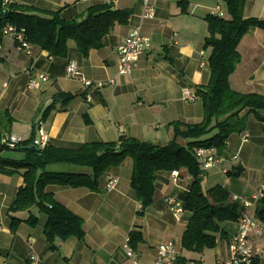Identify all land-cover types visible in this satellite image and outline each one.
Segmentation results:
<instances>
[{
  "label": "crops",
  "instance_id": "0c3cea01",
  "mask_svg": "<svg viewBox=\"0 0 264 264\" xmlns=\"http://www.w3.org/2000/svg\"><path fill=\"white\" fill-rule=\"evenodd\" d=\"M188 2V13L183 14L177 0H152L156 17L142 20V0H112L108 4L112 9L130 11L132 15L127 25H116L105 37L103 47L91 51L87 58L80 54L73 41L68 43L66 57L54 58L37 47H32L31 55H27L18 51L11 39L2 38L0 114L8 113L13 120L8 131L2 127V138L16 134L34 142L39 139L37 124L41 123L48 145L60 149L77 150L87 143H113L122 136L165 147L175 140L172 124L201 123L202 103L186 101L183 91L188 89L196 95L199 87L208 84L210 70L207 65L202 67L211 53L210 49L205 50L209 36L205 17L215 14L218 8L223 13L225 7L214 0ZM15 4L60 11L63 19L73 21L92 7L106 6L107 0H15ZM244 16L264 20V0H246ZM136 27L151 39L152 49L140 58L131 75L119 77L113 86L89 91L81 78L68 75L67 68L74 65L89 80L114 78L118 74V49ZM238 51L241 63L230 77L232 90L264 96V32L257 29L246 35ZM39 74L49 77L50 82L40 90L29 89L30 80ZM62 95L74 99L64 104L59 99ZM88 96L91 101H87ZM55 100V109L44 118L45 109ZM6 122L8 119L4 124ZM249 126L241 133H249L250 141L254 124ZM258 127L262 134L258 135L259 144L251 146L253 152L258 146L264 150V125ZM241 133L228 140L226 156L240 155ZM176 141L181 146L188 143L181 138ZM249 141L244 145H251ZM11 152L13 155L2 158L16 162L26 158L25 153ZM224 168L228 172L241 171V174L229 177L228 172L223 173ZM24 172L14 170L13 174H6L0 166V264H131L122 248L131 233L140 234L143 240L136 250L138 264H156L159 247L169 242L176 244L179 257H185L188 264H222L228 259L229 242L239 229L238 222H227L222 226L224 235H217L214 249L199 254L183 251L182 239L191 215L185 211L182 216H175L169 210L167 199L175 197L184 205L190 193L191 178L185 171L179 172L176 179L172 176L176 171L160 172L155 183L154 203L141 215V204L131 186L133 161L127 158L121 166L109 169L101 177L97 190L68 186L46 188V193L53 195L56 202L83 221L84 231L81 239L57 237L51 244L45 235L48 216L37 206L29 211L9 213L24 186ZM48 172L93 173L91 169L69 165L51 166ZM112 178L118 179V184L109 192L106 185ZM263 182L264 154H253L239 156L238 165L232 163L208 172L203 188L207 192L220 186L228 190L233 199H252ZM32 217L35 220H31ZM12 218L20 221L15 233ZM262 225V235L251 234V240L264 261Z\"/></svg>",
  "mask_w": 264,
  "mask_h": 264
},
{
  "label": "trees",
  "instance_id": "16d2710c",
  "mask_svg": "<svg viewBox=\"0 0 264 264\" xmlns=\"http://www.w3.org/2000/svg\"><path fill=\"white\" fill-rule=\"evenodd\" d=\"M225 7L224 17L209 14L205 17L209 36L205 40V50L211 53L206 61L210 70L207 85L198 89V101L202 103L204 118L198 124H172L175 128V140L165 147L155 146L134 138L122 136L117 142L87 143L77 150L60 149L47 145L36 150H24L33 145L30 139L15 150L2 145L1 129L8 131L13 120L8 113L0 114V166L3 173L13 174L14 170H25L24 186L9 209V213L29 211L37 206L48 216L45 228L47 240L53 244L57 237L66 240L71 237H84L83 221L60 205L54 196L46 193L49 186H68L97 190L101 177L111 168H116L130 158L133 161L132 189L141 212L154 203L155 183L160 172H183L191 178V189L184 203V209L191 216L182 239V249L187 253L199 254L214 249L217 235H224L223 224L238 222L247 212L244 206L235 201L228 190L217 186L204 191L205 175L195 158L198 148H215L220 155H225L227 142L235 133L244 131L247 115L264 125V96L241 94L232 90L230 77L241 63L238 47L242 39L254 30L264 32V20L245 18L246 0H214ZM183 14L189 10L188 0H177ZM132 12L117 11L110 5L92 7L81 18L73 21L63 19L60 11H43L35 7L18 5L13 2L6 9L0 10V42L2 30L13 25L25 31V36L32 47L49 53L51 57H66L68 43L75 42L80 54L87 58L93 50L103 47V41L116 27L127 25ZM66 104L72 96H60ZM57 100V99H56ZM54 101L43 114L47 118L55 109ZM246 113V116H242ZM4 124V120H7ZM86 123L89 124L88 118ZM4 125V126H3ZM7 126V127H6ZM187 141L181 146L176 139ZM15 151L25 153L23 161L5 160L2 153ZM55 165H69L88 168L92 175L50 173L48 168ZM239 172H228L229 177H239ZM257 220L264 224V200H260L254 211ZM35 218H31V220ZM20 221L12 218V232L15 233ZM131 246L137 250L142 243V236L131 233ZM176 264H188L185 257H179ZM252 264H264L256 257Z\"/></svg>",
  "mask_w": 264,
  "mask_h": 264
},
{
  "label": "built area",
  "instance_id": "2783aa9c",
  "mask_svg": "<svg viewBox=\"0 0 264 264\" xmlns=\"http://www.w3.org/2000/svg\"><path fill=\"white\" fill-rule=\"evenodd\" d=\"M15 0H0V10L6 9ZM143 12L142 20H153L156 17V9L152 4V0H142ZM112 0H107V4H111ZM216 15L223 18L224 14L221 9L218 8L215 12ZM2 38L11 39L18 51H22L27 55H31L32 45L28 42L25 36L24 30H19L13 25H8L2 30ZM152 49L151 39L142 34L141 28L136 27L132 30L128 38L118 49L119 63H118V74L107 81H93L86 79L82 76L79 69L70 65L67 68L69 76L79 77L86 89L89 90H101L109 86H113L117 83L119 77L128 76L133 73V70L137 66L140 58ZM1 50V45H0ZM206 64H202V67ZM50 82L49 77L43 74L37 75L29 82V89L40 90L44 84ZM183 97L188 102L198 101V97L192 94L188 89L183 91ZM87 101H91V97H87ZM39 126V139L33 142V145L37 148L43 149L48 145V137L42 128V124L38 123ZM241 143L246 144L250 139V134L247 132L241 133ZM27 140L16 134H9L2 140V145L15 150L19 146H22ZM228 145V142L227 144ZM195 158L199 164L200 170L206 175L208 172L219 168L225 167L229 164L236 163L239 161V154L226 156L220 155L215 148H198L195 150ZM226 168L223 169V173H227ZM172 176L174 179L179 177V172H173ZM118 179L112 178L106 185V190L111 192L116 189ZM240 202L247 212L238 221V232L231 238L228 245V259L222 264H252L256 257H259L257 249L254 247L251 240V234L261 236L263 232L262 223L257 220L254 216L256 205L260 200H264V182L261 185L258 193L252 199H234ZM169 210L175 216H182L185 213L184 205L179 202L175 197H169L167 199ZM123 251L129 258L131 264L139 263V256L137 251L131 246V239L127 237L123 245ZM179 258V252L174 242L163 244L159 247V256L156 260V264H176ZM260 258V257H259ZM195 264V263H192Z\"/></svg>",
  "mask_w": 264,
  "mask_h": 264
},
{
  "label": "rangeland",
  "instance_id": "374dc122",
  "mask_svg": "<svg viewBox=\"0 0 264 264\" xmlns=\"http://www.w3.org/2000/svg\"><path fill=\"white\" fill-rule=\"evenodd\" d=\"M253 118H254V116L251 114L244 121V127H246V125L249 126V124H251V123L254 124V127H253V138H251V140L249 141L251 145L248 146V145H244L243 144L242 147H241L239 156H249V155L253 156V154H255L257 156L258 155L260 156V155L264 154V150L260 146H258V148H256L257 151L256 152L254 151L255 153L252 151V147L251 146L253 145V143L255 144V143L258 142L257 144H259V141L257 140L258 139V135L262 134L261 133L262 131H260L259 127H258V126H262V124L259 123L258 121H253V120H255ZM258 124H260V125H258ZM249 127H251V125ZM233 135L238 136V133H235ZM235 138H238V137H235ZM10 155H13V153L11 151H5V152L2 153V156H5V157L6 156H10ZM238 163H239V161L234 163V164L238 165ZM205 187H207L206 184H205Z\"/></svg>",
  "mask_w": 264,
  "mask_h": 264
},
{
  "label": "water",
  "instance_id": "95a60500",
  "mask_svg": "<svg viewBox=\"0 0 264 264\" xmlns=\"http://www.w3.org/2000/svg\"><path fill=\"white\" fill-rule=\"evenodd\" d=\"M23 149L24 150H36V151H39V148H37L34 145H30V146L24 147Z\"/></svg>",
  "mask_w": 264,
  "mask_h": 264
}]
</instances>
